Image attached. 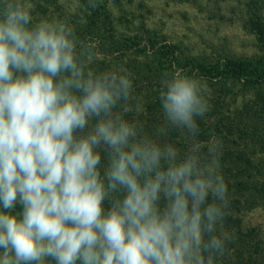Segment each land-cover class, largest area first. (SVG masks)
<instances>
[{"label":"clouds","instance_id":"1","mask_svg":"<svg viewBox=\"0 0 264 264\" xmlns=\"http://www.w3.org/2000/svg\"><path fill=\"white\" fill-rule=\"evenodd\" d=\"M99 55L68 23L0 0V264H215L230 201L221 141L196 139L206 85L182 69L161 81L156 135L187 133L181 156L124 118L142 111L133 78L94 69Z\"/></svg>","mask_w":264,"mask_h":264},{"label":"trees","instance_id":"2","mask_svg":"<svg viewBox=\"0 0 264 264\" xmlns=\"http://www.w3.org/2000/svg\"><path fill=\"white\" fill-rule=\"evenodd\" d=\"M75 1L76 7L70 0H25L31 5L34 22L61 20L74 27L79 39L91 37L97 41L100 55L92 65L94 69L125 67L134 85L130 103H139L142 111L139 115L129 112L124 118L137 120L144 133L158 143L172 144L181 156L188 148L187 133L181 135L180 130L169 128L166 136L156 135L157 127L164 123L159 101L161 81L166 74L182 69L183 74L206 85L204 94L210 109L204 117H194L200 129L196 139L207 142L214 135L221 141L219 171L228 186L230 201L223 230L231 239L226 242L225 256L217 257L215 264H264V231L244 222L247 213L264 207V19L258 13L263 0L246 2L248 30L255 36L261 53L213 61L185 55L176 43L161 40L148 29H120L112 9L119 0H97L94 10L89 7V0ZM81 18L86 23H80ZM202 151L205 153L206 149ZM100 154L103 176L107 159L103 152ZM165 203L161 196L159 207ZM104 207H109L107 200ZM20 210L17 205L15 212Z\"/></svg>","mask_w":264,"mask_h":264},{"label":"rangeland","instance_id":"3","mask_svg":"<svg viewBox=\"0 0 264 264\" xmlns=\"http://www.w3.org/2000/svg\"><path fill=\"white\" fill-rule=\"evenodd\" d=\"M248 1L119 0L118 4H112V9L120 29H148L157 33L161 40L176 43L185 55L213 61L261 53L246 23ZM70 2L77 6L75 0ZM258 7V13L264 19V0ZM230 103L229 107L232 108ZM244 222L259 226L264 231V207L247 213Z\"/></svg>","mask_w":264,"mask_h":264}]
</instances>
